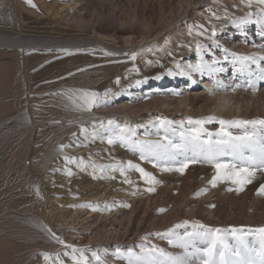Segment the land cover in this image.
<instances>
[{
    "label": "bare ground",
    "instance_id": "6f19581e",
    "mask_svg": "<svg viewBox=\"0 0 264 264\" xmlns=\"http://www.w3.org/2000/svg\"><path fill=\"white\" fill-rule=\"evenodd\" d=\"M92 1L32 0L36 5L33 8L25 0H1L0 50L2 47L20 49L27 45L29 47L23 49L28 50L26 54L40 51L49 54V59L63 60L60 66L54 67L59 68L56 75L60 77L59 80L40 85L31 81L32 67L29 62L32 59L27 58L24 64H20L21 70H17L21 75L12 76V81L17 85L14 109H9L10 112L0 111V143L8 145L7 149L0 152L1 160L5 161L0 180V236L5 238L4 243L12 249L3 254V257L0 256V264H55L57 254H60L64 264H73L70 256L64 255L66 251L71 253V249L55 243L45 228L51 229L67 244L86 249L85 255L91 264H97L92 257L93 251L105 264H125L128 262L127 251L137 249L139 252L141 244L145 247L156 245L174 255L181 254L182 249L170 246L162 234L174 229L176 233L183 235L185 231H192L193 225H198L190 223L175 228L183 213L188 214L190 220L208 213L209 218L204 226L229 230L221 227L219 221L227 206L225 209L218 208V202H223L224 198H242L235 205L237 208L231 211L232 215L240 214L244 218L249 216L247 225L239 228L248 229L251 225L264 224V213L259 214L263 210L264 198L259 203L261 208L256 205L253 213L249 211L251 216L246 209L247 206H253L252 203L261 195L258 194V189L264 185V172H257L252 183L247 184L242 192H237V185L231 182H224L222 187L220 182L213 188L209 181L215 171L210 174L209 170L189 166L183 175L167 172L169 176L159 178L157 176L160 175V170L153 168L148 172L162 183L155 186L154 193H149L145 191L149 185L135 171L127 173L131 184L124 183V177L119 172L116 175L114 172L103 173L117 177L115 179H94L91 167L82 171L77 164H66L64 159L65 156L77 161L82 158L85 165L120 163L122 159L116 153L118 148L109 145L107 137L103 142L100 138L85 141L81 133V127L91 133L94 123L104 121L106 124L109 119L121 124L125 121L133 124L135 121V124L145 126L141 127L142 137L155 139L156 130L151 127V123L160 117L171 118L166 115L171 108L175 114L169 120L177 122V126L187 118L199 119L202 115V118L209 117L210 115L206 116L208 113L217 119H264V81L256 83V91L242 88L235 93L231 92V86L242 81L232 63L228 65L225 60L227 55L231 61L232 53L238 56H264V38L258 37L264 35V15L260 13L259 6L253 4L250 10L240 0H178L176 6L163 7L156 21L146 17L142 19L137 14L138 11L134 12L129 20L130 28H123L128 20L122 21L119 16V19L116 18V13L111 11L106 15L100 11V7L95 8L90 15L92 19L88 20L86 15L93 5ZM140 1L142 0L138 3ZM235 5L238 6L237 14L243 15L233 20L239 21L246 13H253L247 23L234 24L233 20L227 23V19L212 18V13L217 16L227 13L229 18L235 16L236 13H232ZM105 19L110 25L119 21L121 28L110 30L105 26ZM199 24L209 29L206 35H210L211 28L215 26L216 35L212 39L195 33L190 36L189 29ZM20 26L24 29H37L49 35L59 45H71L74 49L54 47L53 54L45 47L36 49L37 44L29 42L28 33L20 35V30H17L19 33L13 35L14 27ZM139 26L144 31L142 35L136 32L135 28ZM88 27H92V36L84 35L83 29ZM234 39L236 41H232L233 48H230L229 42ZM197 42L204 45L201 54L203 61H219L217 66L223 67L224 72L215 73L210 78L209 74L202 75L190 69V65L201 62V55L195 50ZM41 45L50 46L45 43ZM77 48L79 50H75ZM168 52L175 58L170 69L173 75H169L168 70L156 79L145 78L139 84L135 81L129 89L112 98L109 96L107 106L93 108L91 112L76 111L67 97L59 94L68 89H86L101 94L107 91L109 95L120 84L116 83L117 78L121 82L134 72L136 65L157 60ZM133 56L136 57L135 60L132 59ZM55 63L56 61L54 65ZM180 71L188 74L180 75ZM31 76L33 77L32 74ZM202 77L206 78L203 84L205 90L199 93L186 91L197 88V82ZM218 80L228 87L227 92L217 90ZM180 89L186 92H180ZM206 90L208 94L203 97ZM209 90L215 94L209 95ZM176 92L180 95H175ZM199 102L202 105L198 107ZM158 108L161 113H156ZM205 127L215 132L219 125L211 123ZM247 127L251 130V125ZM231 131L239 134L241 130L233 128ZM82 143L87 146H78ZM62 144L69 145L64 148L63 153L59 151ZM8 149L11 152L6 154ZM68 170H71L72 176L66 174ZM95 175L100 176L102 173L97 171ZM204 189H207L204 194L197 195ZM134 191L136 194L132 195ZM123 204L131 207L120 206ZM81 205H92L96 210ZM109 207L111 210H108ZM160 209L165 211L160 212ZM213 225L220 227L214 228ZM158 233L161 235H157ZM142 237H147V240ZM229 241L231 242V237ZM43 253H48L50 260H44Z\"/></svg>",
    "mask_w": 264,
    "mask_h": 264
},
{
    "label": "snow or ice",
    "instance_id": "6c2138e0",
    "mask_svg": "<svg viewBox=\"0 0 264 264\" xmlns=\"http://www.w3.org/2000/svg\"><path fill=\"white\" fill-rule=\"evenodd\" d=\"M29 6L35 8L36 5L32 0H25ZM247 8H251L253 4L259 6L260 13L264 15V0H240ZM253 13H246L239 21L233 20L232 23H247ZM212 18L229 19L227 13L223 16H217L212 13ZM216 27L213 26L210 30L205 28L204 25H194L189 29V35H195L212 39L216 35ZM215 43V41H213ZM187 45H181L185 47ZM190 47V46H188ZM196 52L201 55L204 51V45L197 42ZM169 56L171 52L167 53ZM231 63L235 71L241 76H247L248 79L241 83H236L231 86V92L235 93L238 89H252L256 91V82L264 81V67L261 66V61H264V56L257 57L255 55L238 56L234 53L231 54ZM133 56V60H135ZM228 56H225V60ZM148 64H153V61H147ZM159 63V61H155ZM219 61H212L207 63L203 61L201 55V62L195 65H190V69L194 72H199L202 75L207 73L209 75L215 73H222L225 71L223 67H218ZM178 69L180 66L177 64ZM133 71H139L133 69ZM169 75H173L171 70ZM180 75H187L184 71L179 72ZM116 83L119 84L120 80L117 78ZM140 81H137L139 84ZM217 90L227 92L228 87L217 82ZM110 91V90H108ZM66 96L71 106L76 111L91 112L93 108L107 106L108 92L101 94L96 91L86 89H68L66 92L59 93ZM175 95L179 96L180 93L176 92ZM215 93L209 90V95ZM215 123L219 125L217 131H209L205 125ZM251 125V130L248 127ZM93 131L88 132L86 128L81 127V133L85 137V141H95L98 137L103 142L107 137L106 142L112 145L119 142L121 146L137 153L140 160L151 163L153 168L159 169L161 172H176L183 175L186 169L193 164H207L215 171L212 179L209 181L210 185L214 188L220 182H231L237 185L235 189L237 192H242L247 184L252 183L257 172H264V119L256 120H225L217 119L209 116L199 119L187 118L181 120L177 126V122L163 117L151 123V127L156 130V139H139L137 137V129L145 127L144 125L132 124L125 121L123 124L118 123L113 119H109L105 124L100 121L99 124H93ZM239 128V134H234L231 129ZM99 129L100 131H97ZM75 135V134H73ZM78 146L86 147V143L79 144ZM69 145H60L59 151L63 153L64 148ZM66 164H77L83 171L87 167L93 169V178L99 179H115L114 176H106L103 173L119 172L124 177V183L131 184L132 181L128 178L129 171L139 173L140 178L149 187L145 188L146 192L154 193L156 185L162 182L156 178L151 172L146 171L137 163L127 161L126 163H117L110 165H96L91 163L85 165L84 160H76L75 158L65 156ZM99 171L102 173L96 176L95 173ZM72 176L71 170L66 173ZM230 191L232 189H229ZM207 189L202 190L197 195L204 194ZM134 191L132 195H135ZM258 194H264V185L258 189ZM37 195L39 191L37 190ZM82 207L91 208L93 211L96 208L92 205H81ZM125 208H130L131 205H120ZM107 207V206H106ZM214 207V205H213ZM108 210H111L109 207ZM165 209H160L164 212ZM187 224V221L184 222ZM183 225L177 224L175 228H180ZM50 234V238L65 249H71V253L67 251L64 253L70 256L73 264H91L88 257L85 255L86 249L76 248L73 245L67 244L63 239L52 232L51 229L45 228ZM161 235V234H157ZM167 238L170 246L179 247L182 249L181 254H172L166 252L163 248L156 245L145 247L143 244L139 245L140 251L135 252L128 250L126 259L128 264H264V227L257 228H232L230 230L213 229L204 226L203 224L193 225L192 231H185L180 235L169 229L166 233L162 234ZM231 237V242L229 241ZM147 240V237H142ZM202 245V247H201ZM78 254V255H77ZM44 260H50L48 253H43ZM117 255H120L117 252ZM93 259L97 264H105L101 257L92 252ZM55 264H64L60 259V254L56 255Z\"/></svg>",
    "mask_w": 264,
    "mask_h": 264
},
{
    "label": "rangeland",
    "instance_id": "374dc122",
    "mask_svg": "<svg viewBox=\"0 0 264 264\" xmlns=\"http://www.w3.org/2000/svg\"><path fill=\"white\" fill-rule=\"evenodd\" d=\"M138 1L139 0H131V1L130 0H125V1L124 0H93L92 1L93 5L90 8L89 12L87 13L86 18H88V20H89L91 18L90 15L92 13H94L95 8H99L100 7L101 8L100 11H102V13L108 15V13H110V11H111V13H116V18H118V16H119L120 20H122V21L131 20L132 16L134 15V12L137 13V11H138L137 14L140 15L139 16L140 18L143 19L144 17H146V18H149V19H152V20L154 19L153 21H156L157 18L159 17V15H160V13H161V10L163 9V7L164 8H166V7L170 8L171 5L172 6L173 5L176 6L177 5L176 3L178 2V0H174V1L173 0H171V1L170 0H142V1H140L138 3ZM94 3H95V5H94ZM126 3H127V5H126ZM164 5H166V6H164ZM1 6L2 5H1V0H0V7ZM234 7H235V11H233L232 13H234V14L236 13V14H235V16H231L229 19L225 20L227 23H231V20H233L235 18H238L239 16L243 15V14H237L238 6L235 5ZM248 9H247V12H248ZM251 9H252V7L250 8V10ZM106 15L104 17H106ZM110 17H112V15H110ZM113 18L114 17H112V19ZM142 19H140V20H142ZM128 21H126V22H128ZM104 22H105V26L109 27V29L112 30V31L114 29H116V28H121L120 27L121 24L120 25L118 24L119 21L118 22H116V21L114 22V25H116V27H114V25H110V23H108V21H106V19H105ZM130 23L131 22L129 21L127 23V25H124L123 28H125V27L126 28H130V25H131ZM262 28L264 29V24L262 25ZM71 29H73V28H71ZM135 29H136L137 34H139V35L141 33L142 34L144 33V31L142 29H140V26H139V28L136 27ZM13 30L16 31L15 33H14V31H12L14 36L19 30H20L19 31L20 33L19 32L18 33L20 35H27V33H28L27 36H30V38H29L30 41L29 42L37 44L35 46L36 49H40L42 47H45V48H48V49H50L52 51L51 54L54 53V51H53V50H55L54 47H57V48H59V47L63 48L64 47L63 50H65V48H67V47L68 48H70V47L72 48L73 47L71 45H69V46L59 45L60 43H58L55 40L52 41L51 40L52 38L49 35L41 33L39 31H37V29H34V28H25L24 29V27L20 26V27H16V28L14 27ZM83 30L85 32V33L83 32L85 36L86 35L87 36H92L93 35L92 27H88V29H83ZM21 33H23V34H21ZM42 34H44V35H42ZM41 36H42V39H41ZM48 36H49V39H48ZM11 38H12V35H11ZM14 38L16 39V37H14ZM232 41H236V39L231 40L229 42V47L230 48H233V42ZM42 43H45L46 45H50V46H43V45H41ZM5 46H7V45H5ZM28 47L29 46H27V45H24L23 48L21 47L20 49L19 48L18 49L17 48L13 49L12 47H10V48L8 47L9 49H6L7 47L6 48L2 47V49H1L2 51L0 50V53H1L0 54V111L10 112L11 110L9 111V109H12V110L14 109L15 104L17 102V96H16V87H17V85L12 81V76L16 75V76L19 77L21 75V72H17V70H18V68H19V70H21L20 64H24L27 61V58L28 59H32L29 62V64L31 63L30 67H32L31 69L29 68L30 69L31 81L36 82L37 84L43 85V83L46 84V82L47 83L56 82V80H59V78H60L59 76H56L57 73L59 72V68L56 67L58 69L57 70L54 67L55 66H60V64L62 63V60H63L62 58L49 59V54H46L45 52H40V51H38V53L35 52L34 54H32V53L31 54H26L28 50H23V49L24 48H28ZM73 49H74V47H73ZM75 50H79V49L77 48ZM3 54H4V56H3ZM167 55L168 54L165 53V54L161 55L160 57H158L157 60H151V61L154 62L153 64H148V63L141 64L140 63L139 65H136L135 68L138 69L139 71L138 72L134 71L132 74L128 75L129 77H126L123 80L121 79L122 81L120 82L119 86H117L118 88L115 91L113 90L106 97V99L110 98V97L112 98V96H115V95H118L119 93H122V91H124L125 89L127 90V88L131 84H133L135 81L142 80L140 82H144L146 80L145 78H148V79H153L154 78V79H156V78H158L157 77L158 75L165 74L168 70H170L172 68V65L174 64V60H175V58L173 56H169V55L167 56ZM55 61H56V63L54 65ZM155 61H159V63H155ZM31 74L33 75V77L31 76ZM61 77L63 78L64 76H61ZM204 81H206V78L202 77L197 82V84H198L197 88H190L188 90H186V89L185 90L186 91H190V92H198V93L202 92L201 90H205V87H203ZM178 85L179 84H177L176 88L178 87ZM180 90H181L180 92H186V91H184L182 89H180ZM207 94H208V91L206 90L205 96H203V97H206ZM116 100H117V98H116ZM201 105H202V103L199 102L198 103V107L201 106ZM159 108H158L156 113H161L162 112V111H159V110H161ZM174 114H175V111H173L172 108H171V109L168 110L166 115L172 118L174 116ZM207 115L212 116L211 113L206 114V116ZM194 117H197V116H194ZM200 117L202 118L203 115L200 116ZM171 118H169V119H171ZM193 119H197V118H193ZM223 119L228 120V117L227 118L223 117ZM176 120H179V118H176ZM135 123H137V122L134 121L133 124H135ZM137 131H138L137 132V137L140 138L141 140H143V139H155L153 137H150V138L146 137V136L142 137L141 133H140L141 128L137 129ZM2 144L3 143L1 142L0 143V145H1L0 152L4 151L5 149H7L6 147H8V145L3 146ZM112 146H114V148H118L116 153H118L119 159H122V161H120V163H125L127 161H132L133 163H138L139 165L141 163L140 166L145 168L146 171H150V170L153 169L151 163H149L147 161H141L140 158H139V155L137 153H134L133 151L121 146L119 142H116V143L112 144ZM10 152H11V150L8 149L6 154L10 153ZM0 160H1V158H0ZM3 162L5 163L4 160L0 161V180L3 177L1 174H2V172H4V169H3L4 163ZM190 166H193L194 168H197V169H206V170L210 171V174H214V169L212 167H210L209 165H207V164H193V165H190ZM154 169H157V168H154ZM115 173L116 172H114L113 174H115ZM158 174H160V175L157 176L159 178H163L165 176H169L167 174V172H161L160 171ZM163 175H165V176H163ZM127 176H130V175L127 174ZM115 178H117V177H115ZM223 184H224V182L223 183L221 182V187L223 186ZM241 195H243V193ZM262 198H264V194L258 195L256 200L252 203L253 206H250V207L247 206L246 207L248 215L251 216L249 211H251L253 213L254 212L253 210L256 209V205H257V207L261 208V206H259V203L262 201ZM199 200H202V198H200ZM240 200H242V198H240V197L236 198V199H232V200H228L227 198L226 199L224 198L223 202H222V200H220L218 202V208H223L224 207V209H225V206H227L225 212L221 213V215H220V220L219 221L221 223V227L229 228V230H230L232 228H239V227L247 225L249 216L244 218L240 214H238V215H232L231 214V211L234 208H237L235 205H238L240 203ZM262 208H263V210L259 212V214H261V215H263V213H264V206ZM207 215H208V213H203L200 216L194 217L195 220H190V216L188 214H186V213H183L182 217L180 216V219L177 221V224L184 225V222L187 221L188 225L190 223L191 224H198V225L199 224L205 225L206 224L205 223L206 220L209 218ZM215 221H217V218H216ZM213 227L217 228V227H220V226L213 225ZM252 227H256V228L257 227H264V224L249 226V228H252ZM245 228H248V227H245ZM4 239L5 238H1V236H0V256L5 254L6 252H9V251L12 250L11 248L8 247V245H6L4 243L5 242ZM4 247H6V248H4ZM133 251L138 252L137 249L133 250ZM139 251H140V248H139ZM2 257H0V258H2ZM125 264H128V262H126Z\"/></svg>",
    "mask_w": 264,
    "mask_h": 264
}]
</instances>
